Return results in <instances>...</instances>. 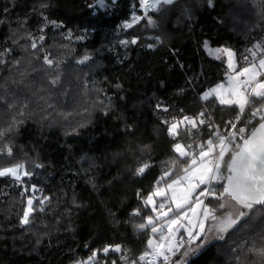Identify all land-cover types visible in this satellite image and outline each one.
<instances>
[{
  "label": "trees",
  "instance_id": "16d2710c",
  "mask_svg": "<svg viewBox=\"0 0 264 264\" xmlns=\"http://www.w3.org/2000/svg\"><path fill=\"white\" fill-rule=\"evenodd\" d=\"M94 2L0 0V53L11 49L3 57L7 63L0 64V96L7 88L31 101L19 132L7 138L13 154L0 155V167L26 163L35 173L21 181L0 177V264H73L86 261L97 249L101 264L105 260L120 264L119 253L110 250L105 256L102 251L105 245L116 244L138 256L149 233L134 234L129 214L137 207L141 216L153 213L137 198V191L146 196L153 189L161 162L174 156L175 142L187 144L209 136V129L202 126L192 136L180 130L173 140L162 121L182 120L185 115L201 119L204 107L208 114L204 119L211 116L221 131L238 115L241 123L249 118L250 107L241 113L236 105L223 106L216 98L204 103L199 99L225 82L228 74L227 57L217 59L204 42L211 49L230 47L238 68L248 66L244 59L252 60L248 49L264 41V0H213L214 7L207 0H180L174 11L155 17L157 29L143 21L132 29L120 27L130 18L133 4L142 14L138 0H118L106 10L90 9ZM185 5L195 12L192 20L180 17ZM43 16L64 27L48 24L41 32ZM69 29L71 40L65 38ZM84 29L86 38L77 40ZM27 34L37 49H31ZM155 36H161L163 43L147 47L155 43ZM132 37H139L136 45L120 44ZM45 50L61 61V82L56 87L50 85V69L43 63ZM33 52L40 58L35 59ZM85 53L93 59L78 64ZM16 60L21 61L19 67H14ZM9 118L0 105V126ZM145 145L151 146L150 152L140 151ZM146 160L152 167L142 176L134 175ZM36 163L43 168H35ZM44 197L50 202L41 205ZM29 198L35 211L30 224L22 225ZM262 230L264 211L254 212L239 231L225 241H214L188 264H236L238 253L232 250L245 240H259Z\"/></svg>",
  "mask_w": 264,
  "mask_h": 264
},
{
  "label": "snow or ice",
  "instance_id": "6c2138e0",
  "mask_svg": "<svg viewBox=\"0 0 264 264\" xmlns=\"http://www.w3.org/2000/svg\"><path fill=\"white\" fill-rule=\"evenodd\" d=\"M117 2L118 0H95L88 7L108 9ZM207 3L209 7H214L213 0H207ZM179 5L180 0H138L142 14H137V5L133 4L130 18L124 20L120 27L132 29L143 21L146 27L157 29L160 25L155 17L166 10L174 11ZM194 15L192 7L185 5L181 9V18L192 20ZM42 18L45 23L40 28L41 32L48 24L54 28L64 27L55 20H49L47 16ZM92 30L97 29L92 26ZM87 31L84 29L85 34L77 36V40L85 39ZM72 35V30L69 29L65 38L71 40ZM27 39L32 41L31 49H37L31 34H27ZM39 39L44 41L45 37L41 35ZM138 40L139 37H132L130 40H120V44L128 47L136 45ZM154 40L155 43L148 44L147 47L154 48L163 43L161 36H155ZM204 47L210 53H215L217 59L227 57L229 75L227 88L224 84H217L204 92L201 99L207 100L209 96H214L222 105H237L241 113L250 107L249 118L241 123L238 115L236 122L229 120L228 127L221 131L218 125L212 123L211 118L204 119V111L199 113V125L209 129L208 138L193 140L187 144L175 142L172 146L174 156L161 162V175L153 189L146 196L140 190L137 191V198L145 208L150 207L153 213L141 216V208L137 207L129 214L134 234L139 236L149 233L144 250L134 257L130 255L132 250L121 244L103 247L105 256L110 250L119 253L120 264H188L190 257L199 255L213 241H225L230 234L239 231L254 212L264 211V41H259L252 49H248L252 60L249 61L248 56H245L248 66L240 69H237L234 61L236 53L230 47L211 49L208 41L204 42ZM10 52L11 49H5L0 53V64L7 63L3 57ZM32 55L35 59L40 58L35 52ZM92 59L91 53H85L77 63L85 65ZM20 63V60H16L14 67H19ZM28 63L31 64L32 61L29 60ZM43 63L50 69V85L56 87L61 82V61L52 58L51 53L45 50ZM116 87L120 88V85ZM180 91L183 92V89ZM108 99L111 100L110 97ZM30 103L29 99L21 100L15 93L4 89L0 105L6 114H10V118L0 126V143L4 145L0 148V155L13 154L11 142L7 138L12 133L19 132ZM157 108H160V104H157ZM163 110L168 111L167 108ZM173 121L165 119L162 123L168 125V134L174 140L179 135L178 125L181 123L187 122L190 125L187 129L190 136L192 129L199 131L196 121L189 116L185 115L182 120L173 117ZM140 151L150 152L151 146L145 145ZM34 167L43 168V164L36 163ZM150 167L151 163L146 160L136 167L133 174L142 176ZM34 174L33 170L26 168V163L0 167V177H12L17 181H21L22 176L31 178ZM32 189L37 190L35 185H32ZM156 198H160V201L157 202ZM45 200L50 202V197H44L40 204L43 205ZM27 205L21 218L22 225L30 224V216L35 211L32 198L27 200ZM39 211L43 212L44 208L40 207ZM110 214L115 216L114 213ZM138 217L140 222L137 223L135 221ZM100 251L93 250L86 261L76 260L73 264H101L97 259ZM232 251L238 253L235 256L236 264H264V230L259 234V240H245ZM104 264H107L106 260ZM111 264H117V261L112 260Z\"/></svg>",
  "mask_w": 264,
  "mask_h": 264
},
{
  "label": "rangeland",
  "instance_id": "374dc122",
  "mask_svg": "<svg viewBox=\"0 0 264 264\" xmlns=\"http://www.w3.org/2000/svg\"><path fill=\"white\" fill-rule=\"evenodd\" d=\"M103 10H106V9H103ZM234 61L236 62V59H235V57H234ZM257 64H258V61L256 62ZM236 66H237V62H236ZM237 69H240V68H238V66H237ZM228 75H229V70H228V74H227V80L225 81V82H223V83H221V84H224L225 85V88H227V85H228ZM226 95H227V93H226ZM214 97V96H213ZM209 98H211V96H209ZM215 98V97H214ZM227 106V105H226ZM237 106V105H236ZM238 107V106H237ZM239 108V107H238ZM247 109V108H246ZM246 109H245V111H246ZM245 111L243 112V113H245ZM193 120H195V119H193ZM196 121V123H197V125H198V127H199V129L203 126V125H199V121H200V119H196L195 120ZM190 127V125H188L187 124V122H185V123H181V124H179L178 125V131L180 130V129H182V128H189ZM198 133L199 131H197V129H192V133ZM182 143V142H181ZM190 143H192V142H190ZM184 144V143H183ZM22 178H23V176H22ZM157 199V202H159L160 201V198H156ZM28 207V206H27ZM150 208V207H149ZM214 242V241H213Z\"/></svg>",
  "mask_w": 264,
  "mask_h": 264
},
{
  "label": "built area",
  "instance_id": "2783aa9c",
  "mask_svg": "<svg viewBox=\"0 0 264 264\" xmlns=\"http://www.w3.org/2000/svg\"><path fill=\"white\" fill-rule=\"evenodd\" d=\"M202 95H203V94L200 95L199 99L201 100V102L204 103L205 100L201 99V96H202ZM246 110H247V109H246ZM201 111H204V112L206 113V115H208V114H207V109H206V107H204ZM245 112H246V111H245ZM209 118H211L212 123H213L214 125H217L216 122L213 120V118H212L211 116H209ZM187 129H188V128H182V129H180V130H182V131H188ZM180 130H179V131H180ZM193 133H194V132H193ZM170 138L173 139L172 137H170ZM175 139H176V138H175ZM173 140H174V139H173Z\"/></svg>",
  "mask_w": 264,
  "mask_h": 264
},
{
  "label": "crops",
  "instance_id": "0c3cea01",
  "mask_svg": "<svg viewBox=\"0 0 264 264\" xmlns=\"http://www.w3.org/2000/svg\"><path fill=\"white\" fill-rule=\"evenodd\" d=\"M212 55L214 56V57H216V54L215 53H212ZM211 97H213V96H211ZM214 98V97H213ZM217 101L219 102V100L217 99ZM220 103V102H219ZM222 105V104H221ZM223 106H226V105H223ZM227 106H233V105H227ZM194 256H192V257H190L189 259H188V262L191 260V258H193Z\"/></svg>",
  "mask_w": 264,
  "mask_h": 264
}]
</instances>
